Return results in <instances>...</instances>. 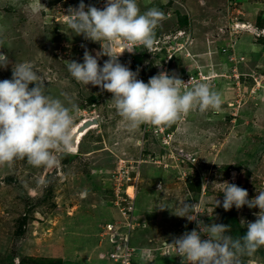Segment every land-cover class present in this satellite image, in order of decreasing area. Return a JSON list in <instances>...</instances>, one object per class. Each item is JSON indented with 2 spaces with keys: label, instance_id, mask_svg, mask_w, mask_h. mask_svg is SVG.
Returning <instances> with one entry per match:
<instances>
[{
  "label": "rangeland",
  "instance_id": "rangeland-1",
  "mask_svg": "<svg viewBox=\"0 0 264 264\" xmlns=\"http://www.w3.org/2000/svg\"><path fill=\"white\" fill-rule=\"evenodd\" d=\"M79 3L0 0V51L12 63H32L46 94L79 106L75 128L98 120L75 153L57 154L54 169L26 160L0 166V264H122L112 254L127 249L135 251L132 264H181L171 243L196 222L160 210L180 200L200 201L199 220L230 226L228 234L241 238L260 209L226 211L220 183L246 189L249 199L264 190V0H137L141 12L155 7L164 19L153 53L125 50L120 62L145 83L161 71L207 82L223 103L219 112L193 111L171 126L132 132L111 93L77 83L67 70L66 61L83 62L81 45L101 50L68 27V9ZM237 46H245L244 57L232 51ZM11 77L12 64L0 68V81ZM241 259L264 264V247Z\"/></svg>",
  "mask_w": 264,
  "mask_h": 264
},
{
  "label": "clouds",
  "instance_id": "clouds-1",
  "mask_svg": "<svg viewBox=\"0 0 264 264\" xmlns=\"http://www.w3.org/2000/svg\"><path fill=\"white\" fill-rule=\"evenodd\" d=\"M164 13L152 7L141 12L137 0H107L103 9L86 5L70 7L66 16L68 27L85 40L98 42L101 50L95 56L86 45L83 62L66 61L67 70L77 83L99 87L112 94V105L125 122L129 132L142 125L153 128L171 126L193 111L203 114L209 110L219 112L222 94L207 82L192 84L166 71L150 77L147 83L138 79L139 70L133 72L119 60L126 50L134 53L142 48L153 53L156 28ZM5 41L0 39V49ZM107 56L103 66L99 58ZM12 64L11 79L0 81V166L12 168L17 160H26L34 168L54 169L59 166L58 153L74 152L76 118L80 108L65 94V100L46 94L45 79L30 62L12 63L0 51V68L7 70ZM34 85V87H30ZM223 189L222 206L259 208L257 219L247 222V232L234 239L230 226L205 224L198 219V203L180 200L173 215L196 222V228L176 237L171 245L182 258L181 264H242V257L252 256L264 247V190L249 199L246 189L234 183ZM164 188L158 186V192ZM221 202L217 200V207ZM207 237L204 239L202 237ZM167 246V245H166Z\"/></svg>",
  "mask_w": 264,
  "mask_h": 264
},
{
  "label": "built area",
  "instance_id": "built-area-1",
  "mask_svg": "<svg viewBox=\"0 0 264 264\" xmlns=\"http://www.w3.org/2000/svg\"><path fill=\"white\" fill-rule=\"evenodd\" d=\"M103 3L106 4L107 0H101ZM114 254H112V257L115 260H119L122 264H132V260L134 261L136 257L134 249H127L123 254H119L114 250Z\"/></svg>",
  "mask_w": 264,
  "mask_h": 264
},
{
  "label": "bare ground",
  "instance_id": "bare-ground-1",
  "mask_svg": "<svg viewBox=\"0 0 264 264\" xmlns=\"http://www.w3.org/2000/svg\"><path fill=\"white\" fill-rule=\"evenodd\" d=\"M246 27V25H239V29L241 28H244ZM252 30V29H250ZM97 50L95 49L93 52H92V55L95 56ZM124 55V52L121 54V56ZM90 129V128H88ZM86 131V130H84ZM84 131H81L80 128H75V142H74V153L76 152L77 150V145H79L84 137V135L87 133V132H84ZM138 178H139V175H138ZM129 190L132 192V187H129ZM133 194V193H132ZM132 196V195H131Z\"/></svg>",
  "mask_w": 264,
  "mask_h": 264
},
{
  "label": "water",
  "instance_id": "water-1",
  "mask_svg": "<svg viewBox=\"0 0 264 264\" xmlns=\"http://www.w3.org/2000/svg\"><path fill=\"white\" fill-rule=\"evenodd\" d=\"M94 124H98V120L97 119H93V120H88L87 122H85L83 124V126H81L80 130L81 131H84L86 130L87 128H89L90 126L94 125ZM75 139V138H74ZM75 142V140H74Z\"/></svg>",
  "mask_w": 264,
  "mask_h": 264
},
{
  "label": "crops",
  "instance_id": "crops-1",
  "mask_svg": "<svg viewBox=\"0 0 264 264\" xmlns=\"http://www.w3.org/2000/svg\"><path fill=\"white\" fill-rule=\"evenodd\" d=\"M243 48H245V46H243V47H240L239 46V48H238V46H237V48H236V51H235V49L234 48H231L232 49V51H234V53H235V55H238V56H245V52H243L244 50H243ZM263 57H264V54H263ZM262 75H264V74H262ZM264 78V77H263ZM263 78H261L259 81H262L263 80ZM263 82H264V80H263Z\"/></svg>",
  "mask_w": 264,
  "mask_h": 264
}]
</instances>
